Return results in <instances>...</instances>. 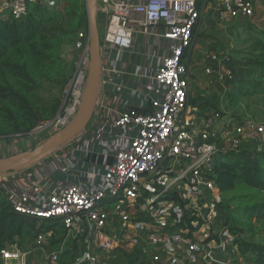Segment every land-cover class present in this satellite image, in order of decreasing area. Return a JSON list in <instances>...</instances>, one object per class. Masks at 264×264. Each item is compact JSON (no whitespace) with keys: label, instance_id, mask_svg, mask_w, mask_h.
<instances>
[{"label":"built area","instance_id":"built-area-1","mask_svg":"<svg viewBox=\"0 0 264 264\" xmlns=\"http://www.w3.org/2000/svg\"><path fill=\"white\" fill-rule=\"evenodd\" d=\"M53 0H0V20H20ZM262 0H98L102 75L90 121L39 163L0 174V195L40 230L1 264H232L244 235L226 222L216 159L264 121L234 123L190 103L189 54L203 16L253 18ZM75 73L56 115L0 139V157L32 150L75 118L86 87L88 28L78 31ZM228 79V53H212ZM222 262L213 257L219 251Z\"/></svg>","mask_w":264,"mask_h":264},{"label":"rangeland","instance_id":"rangeland-1","mask_svg":"<svg viewBox=\"0 0 264 264\" xmlns=\"http://www.w3.org/2000/svg\"><path fill=\"white\" fill-rule=\"evenodd\" d=\"M262 5L244 22H220L207 12L192 47L198 44L193 54L200 58L203 52L208 59L212 53L230 55L233 77L228 79L222 70L224 87L214 100H218V114L234 123L264 121V0ZM85 19V0H53L44 8L32 7L21 22L11 24L20 29L19 38L0 35V134L13 135L19 132L15 130L31 127L59 111L75 73L74 41ZM212 64L220 66L218 62ZM263 147L264 136L259 135L219 154L218 180L224 208L231 222L249 238L248 245L241 243L232 264H264V190L243 183L240 169L235 168L238 154L244 152L253 161ZM32 236L33 224L25 221L20 234L7 232L2 241L17 242L27 251ZM27 264L48 263L36 255L35 259L28 258Z\"/></svg>","mask_w":264,"mask_h":264},{"label":"water","instance_id":"water-1","mask_svg":"<svg viewBox=\"0 0 264 264\" xmlns=\"http://www.w3.org/2000/svg\"><path fill=\"white\" fill-rule=\"evenodd\" d=\"M85 1L91 58L87 83L77 114L70 124L49 136L34 149L8 157H0V174L19 171L39 163L59 148L73 141L86 128L92 117L101 86L102 56L98 24V0ZM244 240L248 241L249 238L244 236ZM213 257L222 262H227V257L221 250Z\"/></svg>","mask_w":264,"mask_h":264},{"label":"trees","instance_id":"trees-1","mask_svg":"<svg viewBox=\"0 0 264 264\" xmlns=\"http://www.w3.org/2000/svg\"><path fill=\"white\" fill-rule=\"evenodd\" d=\"M36 6L39 8L45 7L44 5H36ZM22 19H20V20H22ZM20 20H11V19L2 20L1 19L0 20V35H2V38H19L21 35L20 29L18 27H16L15 25H11V24L19 23ZM84 24L85 25L81 29H87L88 28L87 19H85ZM9 25H11V26H9ZM76 58H77V56H76ZM230 64H231V62H230ZM199 106L201 109L200 112L202 114H204L208 109H215L216 110L215 104L211 103L209 100L201 102L199 104ZM56 113L52 116L43 117V118L39 119L31 127H28L26 129H18L15 131H19L20 133H28L33 128H35V126L37 125V123L39 121L52 118L56 115ZM11 133H13V132L6 133V134H0V138H5V137L9 136ZM219 157L220 156H218L216 159L215 177H217L216 180L220 186V183L218 180V177H219L218 165H220V162H218ZM236 167H237V169H240V171H241L239 178L243 183H245L246 185H248L251 188L264 190V147L257 154V156L255 157V159L253 161L249 160L244 152H242L241 154H238L236 164H235V168ZM25 221H30L33 224V236H32V239H33L34 236L37 234V232L40 230L39 228H37V221L35 219H32V218H29L27 216L16 213L14 211L13 207L11 206V204L0 195V250H1V248H3L5 246V244H7V242L4 243L2 241V238H4L6 233L12 232L13 234H20L23 231V223ZM226 222L229 223V225L234 230H237L239 233L244 235L242 232H240L239 228L236 225H234L233 222H231V218H230L229 214L227 215ZM241 242L245 243L247 245L249 244L247 241L244 240V238H241ZM13 243H15V242H13Z\"/></svg>","mask_w":264,"mask_h":264},{"label":"crops","instance_id":"crops-1","mask_svg":"<svg viewBox=\"0 0 264 264\" xmlns=\"http://www.w3.org/2000/svg\"><path fill=\"white\" fill-rule=\"evenodd\" d=\"M197 46H195V49L194 48L193 49L196 50ZM193 49L191 50L189 54V61L193 67V71H191V83H190V100L191 101L190 102L192 106L198 109L199 114H202L200 112L201 109H200L199 104L207 100L215 104V102L218 100H214V98L217 96V94H220L221 90H223L222 87H224V85L222 83V77H221L222 67L218 65L214 66L212 64L213 61L208 59L204 55L205 53L202 50H198V52L200 53L203 52L200 55V56L203 55L201 58L199 57L198 54L194 55ZM204 56L206 58L202 60ZM204 114L216 115L218 114V112L215 109H208Z\"/></svg>","mask_w":264,"mask_h":264}]
</instances>
